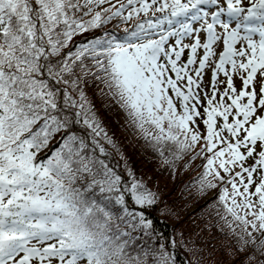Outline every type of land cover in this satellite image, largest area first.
Here are the masks:
<instances>
[{
	"label": "snow or ice",
	"instance_id": "1",
	"mask_svg": "<svg viewBox=\"0 0 264 264\" xmlns=\"http://www.w3.org/2000/svg\"><path fill=\"white\" fill-rule=\"evenodd\" d=\"M90 82L164 163L206 161L200 190L264 264V0H0V264H176L130 243L156 197L110 166Z\"/></svg>",
	"mask_w": 264,
	"mask_h": 264
},
{
	"label": "trees",
	"instance_id": "2",
	"mask_svg": "<svg viewBox=\"0 0 264 264\" xmlns=\"http://www.w3.org/2000/svg\"><path fill=\"white\" fill-rule=\"evenodd\" d=\"M130 27L131 22L125 24L114 20L105 25L104 30L122 36L123 30ZM97 34L102 35L103 32L97 30ZM92 35L93 33H84L75 36L73 41L79 42ZM85 92L96 104L105 130L110 135L115 133L124 156V159H121L120 154L109 148L110 166L114 167L125 181L130 179L127 172L131 169L135 178L156 197L153 206L143 209L147 219L153 224L150 239L142 233H134L135 239L130 243L137 248L146 239L156 248L159 244H164L175 255L176 264H246V256L250 255V252H242L237 242L241 228L233 224V232L221 219L224 209L219 202L220 188L200 190L198 182L203 172L202 165L206 161L191 159L190 156L174 160L165 152V156L173 163H164V158L142 138L126 132L127 124L117 106L99 103L96 85L90 82ZM169 94L171 95L170 92ZM105 147L107 148V145ZM248 163L251 164L252 161L249 160Z\"/></svg>",
	"mask_w": 264,
	"mask_h": 264
},
{
	"label": "rangeland",
	"instance_id": "3",
	"mask_svg": "<svg viewBox=\"0 0 264 264\" xmlns=\"http://www.w3.org/2000/svg\"><path fill=\"white\" fill-rule=\"evenodd\" d=\"M220 78L223 79V76H221ZM209 80H210V72L206 71L205 76H204L205 84H207ZM236 86H237V88L241 87V82L239 80H236Z\"/></svg>",
	"mask_w": 264,
	"mask_h": 264
}]
</instances>
